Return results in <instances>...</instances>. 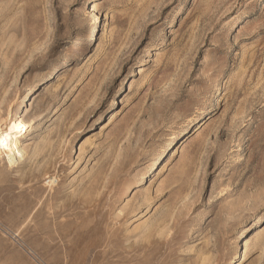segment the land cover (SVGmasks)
Returning <instances> with one entry per match:
<instances>
[{"label":"rangeland","instance_id":"obj_1","mask_svg":"<svg viewBox=\"0 0 264 264\" xmlns=\"http://www.w3.org/2000/svg\"><path fill=\"white\" fill-rule=\"evenodd\" d=\"M12 119L0 264H264V0H0Z\"/></svg>","mask_w":264,"mask_h":264},{"label":"bare ground","instance_id":"obj_2","mask_svg":"<svg viewBox=\"0 0 264 264\" xmlns=\"http://www.w3.org/2000/svg\"><path fill=\"white\" fill-rule=\"evenodd\" d=\"M18 118V117H17ZM31 120V118H30ZM51 120V119H50ZM22 120L20 121L19 119H12L9 124L6 126V131L5 132H0V157L3 159L6 157L8 161L11 162L13 155V151H17L20 154V149L17 147V141L15 137L14 132H18L22 129L23 125ZM30 124V123H29ZM25 126V125H24ZM26 128V127H25ZM2 129V127H1ZM3 130V129H2ZM24 130V129H23ZM21 132V131H20ZM19 133V132H18ZM23 133V132H22ZM19 143V142H18ZM23 144V143H22ZM16 153V152H15ZM23 154V153H22ZM16 156V155H15ZM21 156V155H20ZM19 156V157H20ZM18 157V156H17ZM16 159V158H15ZM14 160V159H13ZM17 160V159H16ZM52 180V179H51Z\"/></svg>","mask_w":264,"mask_h":264}]
</instances>
